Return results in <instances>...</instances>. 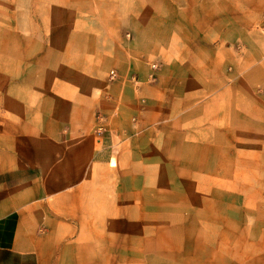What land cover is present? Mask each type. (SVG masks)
I'll return each mask as SVG.
<instances>
[{"label":"crops","instance_id":"obj_1","mask_svg":"<svg viewBox=\"0 0 264 264\" xmlns=\"http://www.w3.org/2000/svg\"><path fill=\"white\" fill-rule=\"evenodd\" d=\"M254 1L223 0L215 9L206 0H171L152 15L137 3L121 21L106 13L107 2L74 23L81 51L58 71L35 67L22 82L31 83L32 96L11 124L26 118L27 151L16 136L5 149L0 142V264H103V253L124 244L130 182L143 193L138 202L153 203L147 191L179 163L191 182L201 172L203 186L217 170L246 174L233 178L239 187L258 186L264 10ZM211 12L218 13L212 29ZM142 16L154 24H136L124 42L118 30ZM211 36L223 44H202ZM152 59L159 65L153 82ZM232 140L246 144L232 152Z\"/></svg>","mask_w":264,"mask_h":264},{"label":"rangeland","instance_id":"obj_2","mask_svg":"<svg viewBox=\"0 0 264 264\" xmlns=\"http://www.w3.org/2000/svg\"><path fill=\"white\" fill-rule=\"evenodd\" d=\"M107 2L113 7L106 13L116 14L121 21L127 7H136L137 3L148 5L152 11L146 14L152 15L171 0H0V142L3 149L16 136L19 149L27 151L23 129L26 118L11 124V117L22 110L21 101L32 96L31 83H22L28 73L35 67L41 74L50 69L58 71L66 61L72 60L82 46L75 39L74 23L88 15H99ZM206 2L217 9L223 0ZM252 6L256 11L264 10V0H255ZM217 16V12H211L210 29L216 24ZM137 20L130 18L118 30L124 42L131 41L136 24L142 28L154 24L153 18L142 16ZM203 40L202 44L210 48L224 41L212 36ZM201 41V38L195 40V48L201 46ZM196 59L195 70L200 67V60ZM154 64L158 70V61L154 59L148 67L152 69ZM112 69H106V78ZM256 142L249 143L251 148ZM226 144L234 152L246 142L232 140ZM184 151L185 147L179 146L178 153ZM181 158L184 155H178ZM111 165H115V160ZM175 168L176 171L167 169L160 185L147 191L156 200L153 203L138 202L143 193L132 188L130 182V203L123 204L130 211V218L123 221L124 244L122 250L121 246L114 245L112 251L103 253L106 257L103 264H264V171H258L255 187H239L233 178H243L246 174L228 170L223 177V172L218 170L210 172V186H203L201 172H194L191 182L187 165L179 163ZM87 262L85 259L84 263Z\"/></svg>","mask_w":264,"mask_h":264},{"label":"built area","instance_id":"obj_3","mask_svg":"<svg viewBox=\"0 0 264 264\" xmlns=\"http://www.w3.org/2000/svg\"><path fill=\"white\" fill-rule=\"evenodd\" d=\"M152 69H153V71L156 72V70H157V65H155V64L152 65ZM155 72H154V73H155ZM116 76H117V75H116V72H115V71H111V72H110V79H111V80H113L114 78H116ZM151 79H152V80H155V75H154V74L151 76ZM103 129H104L103 126L100 125L99 128H98V130H97V135L100 136V135L103 133Z\"/></svg>","mask_w":264,"mask_h":264}]
</instances>
